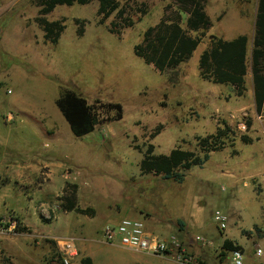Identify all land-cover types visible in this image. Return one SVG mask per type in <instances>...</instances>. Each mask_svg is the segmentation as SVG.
Masks as SVG:
<instances>
[{"label":"rangeland","instance_id":"374dc122","mask_svg":"<svg viewBox=\"0 0 264 264\" xmlns=\"http://www.w3.org/2000/svg\"><path fill=\"white\" fill-rule=\"evenodd\" d=\"M222 1L227 16L211 22L208 30H191L184 18V30L200 37L201 44L175 69L179 75L172 84L173 70L159 73L135 49L144 32L160 22L170 0L131 2L129 12L136 23L120 35L108 31L114 16L98 25L97 2L58 6L47 16L50 21L66 20L56 45L45 41L35 22L38 0H0V217L18 219L21 227L2 231L0 226V264H56L48 261L55 250L51 242L64 236L76 238L79 246L85 242V252L73 264L85 258L91 264H180L165 255L107 243L104 226L123 219L142 221L163 239L176 236L194 256V264H226L229 256L221 257V251L227 238L244 246L245 264H264V255L255 254L258 247L264 249V240L256 237V226L264 227V117L256 111L249 77L245 94L239 96L233 87L204 79L199 69L213 32L228 34L245 27L237 13V2L245 0ZM143 3L148 8L144 16L138 11ZM208 14L213 19L210 10ZM76 19L86 21L82 37ZM64 89L91 104L120 103L124 117L77 138L56 105ZM226 126L234 145L212 153L182 184L142 175L139 148L144 152L152 144L157 155L177 148L197 151L200 138ZM243 135L254 142L245 144ZM27 160L37 171L30 181H18L15 177L22 171L12 166ZM4 175L12 178L6 186L1 185ZM67 182L78 184L79 206L93 208L94 218L61 208ZM19 208H28L26 226ZM217 210L228 217L225 231L214 220ZM244 230L254 233L253 238L245 237ZM197 236L214 245L202 252L194 243Z\"/></svg>","mask_w":264,"mask_h":264},{"label":"trees","instance_id":"16d2710c","mask_svg":"<svg viewBox=\"0 0 264 264\" xmlns=\"http://www.w3.org/2000/svg\"><path fill=\"white\" fill-rule=\"evenodd\" d=\"M134 0H38V16L35 22L44 32V39L51 44H58L66 29L65 19L50 21L47 16L58 6L88 5L98 3V25H105L114 16L108 31L120 35L123 29L133 27L135 20L129 12L130 3ZM165 6L160 22L150 26L143 34V40L135 49L161 74L169 70L173 73L169 82L177 83L178 72L175 70L189 60L201 43L200 37L189 36L183 28L184 18L188 17L191 30H208L212 21L207 14L209 0H170ZM147 5L141 4L138 11L147 15ZM141 21V18L140 20ZM79 26L77 35L85 33V20L76 19ZM249 37L241 35L227 41L218 36H212L211 46L205 50L199 60L201 76L215 85L233 87L239 96L245 94L246 77L249 68L253 79V91L256 111L259 115L264 111V0H259L256 20V31L252 49L249 48ZM56 105L69 123L73 135L77 138L89 135L99 126L121 121L124 109L120 103L102 102L96 100L89 103L88 99L73 90L64 89L56 100ZM252 122L248 121V127ZM154 137V135H153ZM245 144H252L250 136L241 137ZM235 140L229 127L218 129L216 133L200 138L198 150L173 149L168 155L155 154L154 145L150 144L143 153L140 163L142 175L161 176L164 180L182 184L187 174L196 167H203L214 152L225 149L229 143L233 146ZM78 184L66 183L59 200L61 208L68 213L75 212L91 218L95 217L93 208H81L78 203ZM20 224L17 231H20ZM55 250L50 254L49 263L62 264L55 241L51 242ZM233 250H241V245L230 239L222 244L221 257ZM82 264H91V259L85 258Z\"/></svg>","mask_w":264,"mask_h":264},{"label":"built area","instance_id":"2783aa9c","mask_svg":"<svg viewBox=\"0 0 264 264\" xmlns=\"http://www.w3.org/2000/svg\"><path fill=\"white\" fill-rule=\"evenodd\" d=\"M242 129L246 131L247 127L243 125ZM214 220L221 231L227 229L228 217L222 211L215 212ZM19 224L18 219L0 217L2 231H13L18 228ZM103 238L109 244H119L137 253L165 255L180 264L196 262L188 248L176 236L169 239L160 238L151 233L145 223L139 220L123 219L117 224H107L103 228ZM194 243L203 248L214 245L212 241L200 236L194 238ZM56 244L62 264H73L79 256L78 240L74 237L64 236L57 238ZM255 254L257 257H262L264 249L258 247ZM228 256L229 260L226 264H245V255L241 250H233L228 253Z\"/></svg>","mask_w":264,"mask_h":264},{"label":"crops","instance_id":"0c3cea01","mask_svg":"<svg viewBox=\"0 0 264 264\" xmlns=\"http://www.w3.org/2000/svg\"><path fill=\"white\" fill-rule=\"evenodd\" d=\"M237 3H238V12H237L238 17L241 21H245L244 22L245 27L244 28H242L241 26H239L238 28L234 27V28H232V30L228 34L223 33L222 31L220 32L217 30L218 33H216L217 31L213 32V35H217V36H219V37H221L227 41H230V40H232L238 36H241V35H246L249 37V41L251 42L250 47L252 49L253 40H254V36H255V31H256V20H257V14H258L259 0H245L243 3H240V2H237ZM208 10H210L211 14L213 15V19H210L212 22L218 20L219 18H220V21L218 20V22L223 21L226 18L227 13H228V9L226 7V4L222 0H217L215 2H212V0H209L208 6L206 9L207 14H208ZM240 25H241V23H240ZM247 77H249L251 82H252V92L254 94L252 73H249V71H248ZM259 116H260L261 120L264 117V116H262V114ZM22 163L24 164L23 166L21 165ZM22 163L20 164V163L15 162L13 164L14 166H12L14 169H16V170L20 169L22 171V173L19 172V177H15V178H17L16 180H18V181L19 180L21 181L23 178H26L27 180L30 181L31 179L34 178L35 172L37 171V167H36L35 163H33L31 160H27V161H25V163L24 162H22ZM19 165H21V166H19ZM4 177H5V180H3L4 183H1L2 186L8 185L5 182L7 179L12 180V178H10L6 175H4ZM18 178H20V179H18ZM44 188H41L40 190H44ZM50 196H51L50 194L45 195V198H48ZM25 210L26 211H23L22 208H19V211H16V212L19 213V215L21 216L20 218L22 219V222H24L25 223L24 225L26 226L27 223H29L28 219L26 218L27 217L26 214H28V208H26ZM256 227L260 228L259 229L260 234H257L258 236H256V237L258 239L264 240V227H262V226H256ZM244 231L246 232V235L243 233L242 234L245 235V237H247L249 239L253 238L254 233H251L250 230L249 231L244 230ZM224 240H223V242H224ZM230 240L233 241L235 244L241 245L243 247V253L245 255L246 251H245L244 246L242 244L238 243L237 241L233 240V239H230ZM78 247H79V252H85L84 240L82 241L81 246H79V244H78ZM206 250H207L206 248H203L202 252H206ZM227 256H228V254L226 255V257Z\"/></svg>","mask_w":264,"mask_h":264}]
</instances>
